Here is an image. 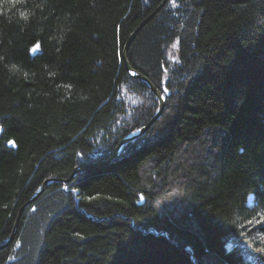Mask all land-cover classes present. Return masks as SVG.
Segmentation results:
<instances>
[{
    "label": "trees",
    "instance_id": "16d2710c",
    "mask_svg": "<svg viewBox=\"0 0 264 264\" xmlns=\"http://www.w3.org/2000/svg\"><path fill=\"white\" fill-rule=\"evenodd\" d=\"M0 58V264H264V0H18Z\"/></svg>",
    "mask_w": 264,
    "mask_h": 264
},
{
    "label": "water",
    "instance_id": "95a60500",
    "mask_svg": "<svg viewBox=\"0 0 264 264\" xmlns=\"http://www.w3.org/2000/svg\"><path fill=\"white\" fill-rule=\"evenodd\" d=\"M165 1H166V0H165ZM133 38H134V35L131 36V38L129 39V41H132ZM124 51H125V53H124L125 56H124V57H125V60H126V64H125V65H126V68H127L128 72H129L130 74H132L134 77H137V78H139V79H143V80H145V81L149 84V86H150L151 88H156V87L150 82V80H149L147 77H145L144 75H142V74H140L139 72L135 71V70L131 67L130 63H129L128 60H127V46H126V48H125ZM164 105H165L164 98H163V96H160V107H158L157 113H156L155 116L152 118V120L149 122V124L146 125V126H144V127H142L141 129L137 130L135 133H133V134L127 136L126 138H124V139L120 142V144H119V146H118V148H117V151H116L113 155L115 156V155L120 151V149L122 148V146H123L126 142H128V141H130V140H132V139H134V138L140 136L141 134L145 133V132L149 129V127L152 126V124L154 123V121H155V120L161 115V113H162V111H163V108H164ZM112 158H113V157H112ZM85 168H88V167H84V166H83V167H78V168L74 171L73 175H76V173H77L78 171H82V170L85 169ZM55 181H56V180H55ZM48 182H49V181H48ZM46 184H47V183H44V184L41 186V188H40V189L34 194V196H32L31 200H32V199H35L37 196H39V195L42 193V191L45 189ZM12 240H13V236L10 237V238L7 240V242L5 243V245L10 244Z\"/></svg>",
    "mask_w": 264,
    "mask_h": 264
},
{
    "label": "clouds",
    "instance_id": "9594fccd",
    "mask_svg": "<svg viewBox=\"0 0 264 264\" xmlns=\"http://www.w3.org/2000/svg\"><path fill=\"white\" fill-rule=\"evenodd\" d=\"M17 2H18V0H11V3L6 2L2 6H0V10L6 11L10 7H14ZM37 6L43 8L42 4L37 5ZM31 15H33V12L29 9H22V10L18 11V17L25 22H27L29 20ZM36 47H39V45L37 44ZM34 50L35 49H31V51H34ZM0 59H2V58H0ZM5 68H7L8 72L13 76H22L25 79L30 78V73L25 68H23L20 64H18L16 62H13L10 64H5ZM44 68H45V71H47L50 76L54 77L57 75L56 71L55 70H49L47 65H45ZM31 76L34 77L35 73H32ZM60 87H64L65 89L70 90L72 86L71 85H61ZM87 98H88L87 95H81L80 96L81 100H86Z\"/></svg>",
    "mask_w": 264,
    "mask_h": 264
},
{
    "label": "bare ground",
    "instance_id": "6f19581e",
    "mask_svg": "<svg viewBox=\"0 0 264 264\" xmlns=\"http://www.w3.org/2000/svg\"><path fill=\"white\" fill-rule=\"evenodd\" d=\"M130 38H131V37H130ZM139 73H140V72H139ZM140 74H142V73H140ZM131 75H132V74H131ZM142 75H143V74H142ZM144 76H145V75H144ZM145 77H147V76H145ZM147 78H148V77H147ZM148 79H149V78H148ZM142 80H143V79H142ZM149 80H150V79H149ZM144 81H145V80H144ZM145 82H146V81H145ZM150 82H151L156 88H151V87L149 86V84H148L147 82H146V83H147L148 86L153 90V92L157 95V97H158V99H159V107H160V96H163V98H164V101H165V105H164V108H163V111H164L165 106H166V96L163 94V92H162V91H161V90H160V89H159V88H158V87H157V86H156L151 80H150ZM163 111H162V112H163ZM138 130H139V129H138ZM136 131H137V130H136ZM136 131H135V132H136ZM135 132H133V133H135ZM133 133H131V134H133ZM131 134H130V135H131ZM143 134H144V133H143ZM141 135H142V134H141ZM128 136H129V135H128ZM138 137H139V136H138ZM125 138H126V137H125ZM136 138H137V137H136ZM134 139H135V138H134ZM132 140H133V139H132ZM130 141H131V140H130ZM128 142H129V141H128ZM126 143H127V142H126ZM126 143H125V144H126ZM125 144H124V145H125ZM124 145H123V146H124ZM123 146H122V147H123ZM120 150H121V149H120Z\"/></svg>",
    "mask_w": 264,
    "mask_h": 264
},
{
    "label": "snow or ice",
    "instance_id": "6c2138e0",
    "mask_svg": "<svg viewBox=\"0 0 264 264\" xmlns=\"http://www.w3.org/2000/svg\"><path fill=\"white\" fill-rule=\"evenodd\" d=\"M35 51V50H34ZM165 91H167V89H165Z\"/></svg>",
    "mask_w": 264,
    "mask_h": 264
},
{
    "label": "rangeland",
    "instance_id": "374dc122",
    "mask_svg": "<svg viewBox=\"0 0 264 264\" xmlns=\"http://www.w3.org/2000/svg\"><path fill=\"white\" fill-rule=\"evenodd\" d=\"M127 60H128V58H127ZM133 76V75H132ZM137 78V77H136Z\"/></svg>",
    "mask_w": 264,
    "mask_h": 264
}]
</instances>
